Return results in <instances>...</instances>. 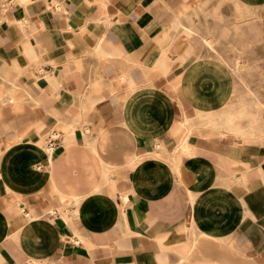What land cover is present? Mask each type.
Instances as JSON below:
<instances>
[{
	"label": "crops",
	"instance_id": "obj_1",
	"mask_svg": "<svg viewBox=\"0 0 264 264\" xmlns=\"http://www.w3.org/2000/svg\"><path fill=\"white\" fill-rule=\"evenodd\" d=\"M202 1L0 0V264H264V135Z\"/></svg>",
	"mask_w": 264,
	"mask_h": 264
},
{
	"label": "rangeland",
	"instance_id": "obj_2",
	"mask_svg": "<svg viewBox=\"0 0 264 264\" xmlns=\"http://www.w3.org/2000/svg\"><path fill=\"white\" fill-rule=\"evenodd\" d=\"M210 1L204 0L202 4L206 6ZM223 1L225 0H218L216 6L210 9L205 6L200 8L197 14L198 30L209 37H217L210 40L219 55L221 52L218 48L221 44L227 48L226 59L233 69L235 91L240 94L246 89L241 101L238 100V96H234L232 106L229 104L227 109L256 112L257 121L252 131L254 134L264 135V3L248 6L244 0L242 2L233 0L235 2L233 13L230 12L228 18H225L219 9ZM200 13L205 16L204 19L199 16ZM209 16L212 17L211 20L208 19ZM256 102L261 103L259 108ZM242 120L245 125L254 124L247 117Z\"/></svg>",
	"mask_w": 264,
	"mask_h": 264
},
{
	"label": "bare ground",
	"instance_id": "obj_3",
	"mask_svg": "<svg viewBox=\"0 0 264 264\" xmlns=\"http://www.w3.org/2000/svg\"><path fill=\"white\" fill-rule=\"evenodd\" d=\"M243 4V3H242ZM248 14V13H247ZM260 105H261V103L260 102H256V106L259 108L260 107ZM245 117H247V118H249L250 119V122L251 123H253V121H252V118H251V116H245ZM242 121L243 120H240L238 123H236V125H235V127H236V129H238V131L240 132V134L242 133V135L244 136H246V135H250V134H253V124H250V123H248V124H250V126H246V125H248V124H242ZM248 121V120H247ZM245 138V137H244Z\"/></svg>",
	"mask_w": 264,
	"mask_h": 264
},
{
	"label": "built area",
	"instance_id": "obj_4",
	"mask_svg": "<svg viewBox=\"0 0 264 264\" xmlns=\"http://www.w3.org/2000/svg\"><path fill=\"white\" fill-rule=\"evenodd\" d=\"M52 143H53V141L51 140V141H49V143H48V147H50L51 145H52Z\"/></svg>",
	"mask_w": 264,
	"mask_h": 264
}]
</instances>
